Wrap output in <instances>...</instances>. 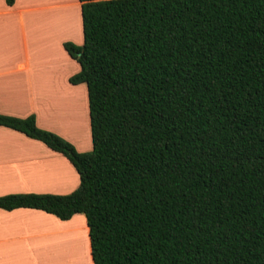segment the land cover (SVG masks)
I'll list each match as a JSON object with an SVG mask.
<instances>
[{"label": "trees", "instance_id": "obj_1", "mask_svg": "<svg viewBox=\"0 0 264 264\" xmlns=\"http://www.w3.org/2000/svg\"><path fill=\"white\" fill-rule=\"evenodd\" d=\"M78 1L90 150L0 114L78 185L0 209L83 214L92 264H264V0Z\"/></svg>", "mask_w": 264, "mask_h": 264}, {"label": "crops", "instance_id": "obj_2", "mask_svg": "<svg viewBox=\"0 0 264 264\" xmlns=\"http://www.w3.org/2000/svg\"><path fill=\"white\" fill-rule=\"evenodd\" d=\"M73 8L79 14L78 0H0V114H32L37 127L67 140L52 124L57 111L72 106L64 95L81 92V83L68 82L78 63L62 47L82 42L80 14L75 24ZM77 185V173L62 154L0 125V196L67 194ZM81 238L92 264L83 214L60 220L39 209H0V264H84Z\"/></svg>", "mask_w": 264, "mask_h": 264}, {"label": "rangeland", "instance_id": "obj_3", "mask_svg": "<svg viewBox=\"0 0 264 264\" xmlns=\"http://www.w3.org/2000/svg\"><path fill=\"white\" fill-rule=\"evenodd\" d=\"M72 16L74 20L76 19V16L77 17L79 16L78 11L76 9L74 10V8L71 11V17ZM74 23L76 24V20ZM56 58H58V56ZM49 69L52 70L53 67L49 66ZM78 86L81 89L79 95L76 94H72L71 96L64 95V97L65 96L66 97L64 98L65 102L64 101L63 102L64 103L69 102L71 97L73 99L72 106L70 108L63 107L61 111L60 110L57 111V113L54 115V117H56L55 118L56 123L54 122L52 125L56 126L57 124V127L60 128L61 131L63 129L66 132L65 135H67L68 140L67 139L65 140L69 141L77 151H88L90 150V133H89L88 115H87L86 90L83 83L79 84ZM81 135H83V137H81ZM79 243L81 245V251L85 257V252L83 251V245H82V238L79 241ZM84 259H85L84 264H88V259L86 257Z\"/></svg>", "mask_w": 264, "mask_h": 264}]
</instances>
